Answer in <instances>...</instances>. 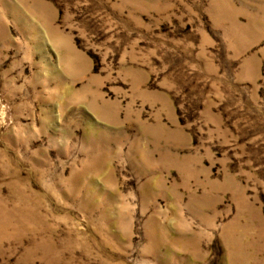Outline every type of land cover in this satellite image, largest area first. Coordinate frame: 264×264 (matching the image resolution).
Instances as JSON below:
<instances>
[{"label": "rangeland", "instance_id": "rangeland-1", "mask_svg": "<svg viewBox=\"0 0 264 264\" xmlns=\"http://www.w3.org/2000/svg\"><path fill=\"white\" fill-rule=\"evenodd\" d=\"M0 264H264V0H0Z\"/></svg>", "mask_w": 264, "mask_h": 264}]
</instances>
